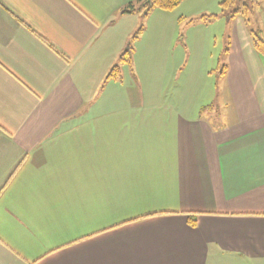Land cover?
<instances>
[{
	"label": "crops",
	"instance_id": "obj_1",
	"mask_svg": "<svg viewBox=\"0 0 264 264\" xmlns=\"http://www.w3.org/2000/svg\"><path fill=\"white\" fill-rule=\"evenodd\" d=\"M130 1L0 0V264H264V53L238 16L218 88L107 79Z\"/></svg>",
	"mask_w": 264,
	"mask_h": 264
},
{
	"label": "rangeland",
	"instance_id": "obj_2",
	"mask_svg": "<svg viewBox=\"0 0 264 264\" xmlns=\"http://www.w3.org/2000/svg\"><path fill=\"white\" fill-rule=\"evenodd\" d=\"M222 1L183 0L173 9L155 8L147 17L134 15L133 36L143 25V30L138 34L139 39L132 40L134 51L155 49L159 62L164 64L167 60L171 65L170 77L176 86L206 79L207 87L218 88L221 78L218 74L219 60L221 66L226 65L228 34L236 22L223 16ZM255 2L258 5L252 12L248 28L260 30L264 38V0ZM204 14H218L219 17L203 22L201 17ZM237 29L241 31L245 25L240 23ZM179 71L182 72L180 75Z\"/></svg>",
	"mask_w": 264,
	"mask_h": 264
},
{
	"label": "trees",
	"instance_id": "obj_3",
	"mask_svg": "<svg viewBox=\"0 0 264 264\" xmlns=\"http://www.w3.org/2000/svg\"><path fill=\"white\" fill-rule=\"evenodd\" d=\"M182 1L183 0H131L123 12L132 13L136 11H142L143 16L147 17L149 13L155 8H160L163 10L173 9L177 7ZM220 5L223 16L229 19H234L235 17L240 16L245 20L246 25L249 26L248 24L250 22L252 12L255 10L258 4H256L255 0H223ZM216 17H219V15L204 14L201 17V21L210 22ZM142 26L140 27L139 32L133 36L132 40H136L138 38V34L143 30ZM249 30L256 49L264 53V38L261 35V31L253 29ZM133 51V45L130 43L125 51L121 54L120 62L110 70L107 79L120 77L121 65L130 62ZM189 217L192 224L197 222L196 215L192 214Z\"/></svg>",
	"mask_w": 264,
	"mask_h": 264
}]
</instances>
